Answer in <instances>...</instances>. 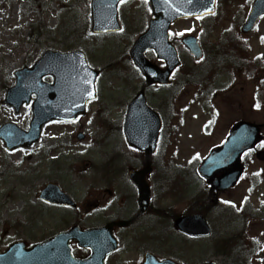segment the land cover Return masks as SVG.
Segmentation results:
<instances>
[{
  "label": "rangeland",
  "instance_id": "rangeland-1",
  "mask_svg": "<svg viewBox=\"0 0 264 264\" xmlns=\"http://www.w3.org/2000/svg\"><path fill=\"white\" fill-rule=\"evenodd\" d=\"M219 1L220 7L215 16L205 22L194 18L180 20L172 26L171 37L179 41L185 35L192 34L200 41L215 43L224 49V43L231 41L228 39L232 38V30L238 29L245 50L242 60L236 64L238 68L235 72L225 76H222L223 71L217 74L216 69L207 72L206 79H214L215 76L219 79L217 88L209 95L211 98L204 97L202 87L188 84L187 68L195 62L181 44L179 53L183 65L174 76V84L169 88L153 87L148 92L150 104L163 118L168 115L155 162L158 171L155 191L158 203H161L158 207L166 209L169 215L188 211L198 196L207 197V184L196 171L198 157H204L212 146L221 143L232 123L239 119L252 120L262 125L264 133V17L252 32L243 34L239 29L242 24L235 25L237 15L242 13L246 18L251 2ZM125 2L123 13L127 18L121 22L126 26L127 32L122 31L126 36L120 34L119 37L105 38L103 46L107 52L102 54L94 48L91 51L88 39H81L85 47H80L93 57L89 62L94 69L102 70L111 59L119 60L115 69H105L99 76L98 97L89 105L87 113L65 125H58L59 122L55 121L46 124L42 139L29 148L8 151L0 140L1 249L17 239L42 241L70 226L73 220L91 224L106 217L113 218L122 214L119 209H126L121 179L127 177L124 169L128 163L137 166L141 159L126 144L123 123L126 102L138 90L141 73L136 72L130 66L131 61L123 56L129 52L136 33L142 27L145 29L151 15L145 0ZM90 3L91 0H0V127L13 122L22 129H29L32 105H24L16 112L5 103L8 88L16 83V71L33 65L48 50L64 51V37H69L70 42L80 36L72 32L75 25L76 30L77 26L83 30L84 17L90 16ZM73 11L78 24L71 19L67 21ZM61 32L67 35L62 36ZM147 56L162 65L155 53L149 51ZM245 57L248 59L246 62L243 60ZM45 80L52 81L53 78L47 77ZM78 131L85 133V140H77ZM57 144L66 154L61 164L49 162L55 152L50 155L46 153ZM262 145L259 149L264 150ZM246 162L244 180L233 189L218 192L219 201L206 199L214 203L207 215L215 230L214 236L190 240L170 232L167 219H161L158 220L156 254L172 257L184 264H198L211 257H217L221 263L225 262V256L214 254L220 240L245 230L249 239L264 241V160L254 153L246 157ZM171 166L179 170L166 176L163 170L167 172L172 169ZM115 168L120 171L116 175L112 174ZM177 173L184 176V182L192 183L191 193L184 196L186 192L182 185L183 190L178 187L176 196L158 198L164 183L168 184L167 187L177 185L180 178ZM49 181L59 183L74 198L79 204L77 211L47 208L40 200L39 193ZM96 201L101 204L99 209H95ZM220 201L233 202L237 207L245 204L251 209L253 219L243 220L240 214L235 215V211L223 213L224 204ZM247 209L240 210L248 213ZM138 256L137 249L128 248L124 240L121 250L111 257L109 264H137ZM255 256V264H264V247Z\"/></svg>",
  "mask_w": 264,
  "mask_h": 264
},
{
  "label": "water",
  "instance_id": "water-1",
  "mask_svg": "<svg viewBox=\"0 0 264 264\" xmlns=\"http://www.w3.org/2000/svg\"><path fill=\"white\" fill-rule=\"evenodd\" d=\"M154 18L150 26L136 40L131 56L147 79V84L170 83V75L179 65L178 53L169 40L171 24L180 18L204 16L214 13L216 0H150ZM120 0H93L92 11L94 18V32L116 31L120 28L117 20V6ZM188 13V15H185ZM264 14V0H255L249 17L242 30L248 32L253 29L259 18ZM190 52L197 58L202 56V50L197 39L193 36L185 38ZM154 49L159 58L165 60L167 67L161 70L145 57V51ZM17 85L9 90L7 102L17 110L26 102H30L32 93L38 98L34 102V119L31 130L22 131L14 124H6L0 129V139H3L9 149L30 146L40 139L42 125L50 119L70 120L85 110L90 98L95 97V79L97 72L88 68L82 52L60 54L47 52L32 68H24L17 73ZM52 74L54 84H45L42 77ZM91 81V83H86ZM92 93L89 95L88 93ZM162 122L159 115L146 105L144 89H142L129 105L125 133L128 142L142 149L150 156L155 150L157 136ZM80 138H83L81 135ZM262 140L259 125L247 121L235 123L226 142L222 146L211 149L210 154L199 167L200 174L213 188L226 190L234 187L245 171L242 161L244 153L256 147ZM150 163L142 171L136 181L141 187L140 202L147 207L150 198L149 186L144 184L143 176L149 172ZM46 191H43L42 197ZM51 200L72 204L67 195L57 194ZM48 198V195H45ZM123 224V223H121ZM181 231L193 236H208L211 229L206 219L200 214L182 216L176 221ZM113 223L105 230L108 233L104 242H94L93 239L101 233L96 230L80 231L78 227L61 233L60 235L41 244L27 249L22 242H16L3 254L0 253V262L3 264H104L108 254L117 247L113 238ZM104 230V229H101ZM77 239L80 245L92 248V255L86 260L73 258L69 247L71 239ZM143 264H180L172 259L157 260L147 254ZM204 264H217L210 261Z\"/></svg>",
  "mask_w": 264,
  "mask_h": 264
},
{
  "label": "flooded vegetation",
  "instance_id": "flooded-vegetation-1",
  "mask_svg": "<svg viewBox=\"0 0 264 264\" xmlns=\"http://www.w3.org/2000/svg\"><path fill=\"white\" fill-rule=\"evenodd\" d=\"M138 168L140 167L128 168V174L131 173L132 169L136 170ZM154 176L155 175H153L152 172L148 177V181L152 183ZM155 178L157 179V176H155ZM127 183L130 185V188L124 192L126 209H119V211H122V214L107 220L106 223L116 219L130 220L128 226L123 228L116 227V236L124 238L125 242L128 244V248L137 249L139 255L144 254L147 251L156 253V249L158 248V204L152 205V199L148 210L145 213L140 214L138 190L130 179H127ZM53 206L57 207L55 205ZM94 206L100 207L101 204L99 201H96ZM104 224H100L99 226ZM73 244L75 245L76 242H73Z\"/></svg>",
  "mask_w": 264,
  "mask_h": 264
},
{
  "label": "trees",
  "instance_id": "trees-1",
  "mask_svg": "<svg viewBox=\"0 0 264 264\" xmlns=\"http://www.w3.org/2000/svg\"><path fill=\"white\" fill-rule=\"evenodd\" d=\"M86 30H87V27L84 28L83 31H79V33L81 34V37L86 38L85 36ZM72 33H75V32H72ZM235 35H237V33H235ZM64 38H65L64 46L67 49H74L77 46L82 44L80 40L79 41L72 40L69 42L68 37H64ZM220 50H223V49L217 48V47L215 48V52H218ZM227 52H231V51H227ZM206 199L207 198H204V195L194 198V202L190 209L200 211L204 215H207L209 210L212 207V202L207 201ZM213 236H214V233L212 234L211 238ZM257 245H258L257 240L249 239L247 236V232L245 230H242L240 233L235 234L234 236L228 239L220 240L216 244V251L214 252V254L215 255L222 254L225 256V262H222V264H255V257H256L255 254L258 250L256 249Z\"/></svg>",
  "mask_w": 264,
  "mask_h": 264
},
{
  "label": "snow or ice",
  "instance_id": "snow-or-ice-1",
  "mask_svg": "<svg viewBox=\"0 0 264 264\" xmlns=\"http://www.w3.org/2000/svg\"><path fill=\"white\" fill-rule=\"evenodd\" d=\"M120 2L121 3H123L124 2V0H120ZM189 2H191V0H189ZM185 15H188V13H185ZM178 35H183V33H177ZM86 83H91V81H86ZM89 95H91L92 93H88ZM262 146H264V145H262ZM226 203H230V202H226Z\"/></svg>",
  "mask_w": 264,
  "mask_h": 264
}]
</instances>
